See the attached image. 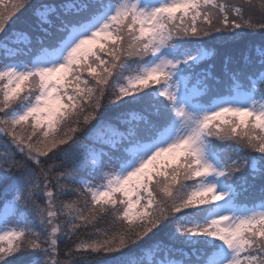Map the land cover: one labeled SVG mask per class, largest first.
Here are the masks:
<instances>
[{"label": "snow or ice", "instance_id": "obj_1", "mask_svg": "<svg viewBox=\"0 0 264 264\" xmlns=\"http://www.w3.org/2000/svg\"><path fill=\"white\" fill-rule=\"evenodd\" d=\"M0 264H264V0H0Z\"/></svg>", "mask_w": 264, "mask_h": 264}, {"label": "trees", "instance_id": "obj_2", "mask_svg": "<svg viewBox=\"0 0 264 264\" xmlns=\"http://www.w3.org/2000/svg\"><path fill=\"white\" fill-rule=\"evenodd\" d=\"M34 2H36V0H34ZM43 2L59 4L61 2H65V0H43ZM68 2H70V0H68ZM12 27L20 28L22 26L20 25L19 22H17L16 24L12 25ZM29 35H30V37L32 39L33 45H35V36H36V33H30ZM255 39H256V41H259L260 37L259 36H256ZM60 247H61V250L63 252V250L65 249V245L64 244H61ZM61 258H63V256Z\"/></svg>", "mask_w": 264, "mask_h": 264}]
</instances>
